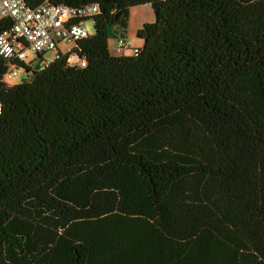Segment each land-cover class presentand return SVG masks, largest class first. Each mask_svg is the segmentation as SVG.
I'll return each mask as SVG.
<instances>
[{
  "label": "trees",
  "instance_id": "1",
  "mask_svg": "<svg viewBox=\"0 0 264 264\" xmlns=\"http://www.w3.org/2000/svg\"><path fill=\"white\" fill-rule=\"evenodd\" d=\"M93 2L86 67L0 83V264H264V0L50 1Z\"/></svg>",
  "mask_w": 264,
  "mask_h": 264
},
{
  "label": "built area",
  "instance_id": "2",
  "mask_svg": "<svg viewBox=\"0 0 264 264\" xmlns=\"http://www.w3.org/2000/svg\"><path fill=\"white\" fill-rule=\"evenodd\" d=\"M50 1L42 0L37 6L29 8L23 0H7V3L14 5V9H12L6 8L4 0H0V11L5 13L3 16H0V22L3 20L11 21L10 28L0 34V38L3 39L4 44H7V47L13 50L8 56L0 52V58L6 60L8 69L13 67L11 60L24 62L19 57L26 51H32L33 57L37 54L44 55V60L40 65V67L44 66L43 69L64 56H67L68 64L71 57L76 59L75 65L77 66L83 61L79 60L74 53L75 43L83 38L76 39L71 34V27L78 24L82 26L84 23H71L70 20L73 18H91L94 15L87 16L80 14L86 6L80 9L69 8L73 13L69 18L60 20L61 13L56 12L55 16H51V22L44 25L43 22L49 20L50 9L55 10L66 7L63 5H53ZM13 10L16 11L15 16L12 15ZM41 32L43 35L40 34ZM41 41H45V43L37 50L34 46ZM2 46L0 45V47ZM117 47V50L123 53L130 51L132 54H136L138 52L137 47H131V43L125 42L123 39H118ZM49 57H51L50 62L48 60ZM24 59L27 62L31 60L27 56Z\"/></svg>",
  "mask_w": 264,
  "mask_h": 264
},
{
  "label": "clouds",
  "instance_id": "3",
  "mask_svg": "<svg viewBox=\"0 0 264 264\" xmlns=\"http://www.w3.org/2000/svg\"><path fill=\"white\" fill-rule=\"evenodd\" d=\"M4 6L6 8H12L14 9V5L13 4H9L7 3V0H4ZM56 12H60V20H66L67 18H69L73 13L72 10H70L69 8L66 7H61V8H57L55 10H49V20L48 21H44L43 24L47 25L51 22V16H55ZM100 12V7L99 4L96 2L91 3L90 5L86 6L82 11H81V15H87V16H93V15H98ZM5 13L3 11H0V16H3ZM12 15L15 16L16 15V11L13 10ZM41 35H43V33H40ZM71 34L76 38V39H80V38H86L87 36H91L94 34V30H93V21H89L85 24L81 25H74L71 27ZM29 39H31V37H29ZM45 43V41H41L38 44H36L34 47L38 50L41 46H43ZM0 45H3L2 47H0V52H3L5 56L10 55V53L13 51L12 49H9L7 47V44H4L3 39L0 38ZM25 56L28 57V59H31L33 56L32 51H26L23 55H21L19 57V59L24 60L25 63H27V60H25ZM49 62L51 60V57L48 58ZM81 68L86 67V62L81 61L80 65ZM44 66H41V70H43ZM25 79H27V77L24 75V69L23 68H18V67H11L8 69L7 72H5L3 75H0V83H3L4 86L8 89H11L17 85H20L22 83V81H24Z\"/></svg>",
  "mask_w": 264,
  "mask_h": 264
},
{
  "label": "rangeland",
  "instance_id": "4",
  "mask_svg": "<svg viewBox=\"0 0 264 264\" xmlns=\"http://www.w3.org/2000/svg\"><path fill=\"white\" fill-rule=\"evenodd\" d=\"M153 21H154V16L152 10L148 5L130 8L127 13L126 30L120 34L111 33L110 37L108 38L107 43H108L109 52L112 55H117V56L123 54V52L117 50L118 39H123L125 42H130L131 47H141L142 42L136 37V32L144 23H151ZM87 22L89 21H86L85 23ZM124 53L129 54L130 51H126ZM31 59H33V56ZM75 63H76V59L74 57L73 58L71 57L69 64L75 65ZM24 75L27 77V79H25L24 81H29L32 79V75L26 72L25 70H24Z\"/></svg>",
  "mask_w": 264,
  "mask_h": 264
},
{
  "label": "water",
  "instance_id": "5",
  "mask_svg": "<svg viewBox=\"0 0 264 264\" xmlns=\"http://www.w3.org/2000/svg\"><path fill=\"white\" fill-rule=\"evenodd\" d=\"M121 15H122V11L115 13L114 15L115 22H117L120 19Z\"/></svg>",
  "mask_w": 264,
  "mask_h": 264
}]
</instances>
